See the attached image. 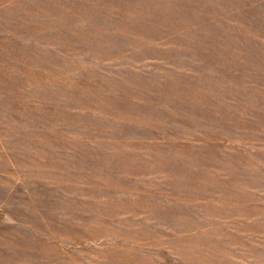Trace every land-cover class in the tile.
Instances as JSON below:
<instances>
[{"label": "rangeland", "instance_id": "obj_1", "mask_svg": "<svg viewBox=\"0 0 264 264\" xmlns=\"http://www.w3.org/2000/svg\"><path fill=\"white\" fill-rule=\"evenodd\" d=\"M0 264H264V0H0Z\"/></svg>", "mask_w": 264, "mask_h": 264}]
</instances>
